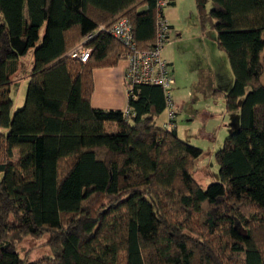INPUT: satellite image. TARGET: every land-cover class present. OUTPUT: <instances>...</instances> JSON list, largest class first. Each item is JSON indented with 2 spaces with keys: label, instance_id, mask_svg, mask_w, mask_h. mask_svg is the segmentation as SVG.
<instances>
[{
  "label": "trees",
  "instance_id": "obj_1",
  "mask_svg": "<svg viewBox=\"0 0 264 264\" xmlns=\"http://www.w3.org/2000/svg\"><path fill=\"white\" fill-rule=\"evenodd\" d=\"M194 1L227 56L235 120L206 188L192 176L201 149L156 124L160 86L135 84L127 117L92 107V71L125 58L121 44L99 31L85 63L67 55L121 17L148 48L156 0H0V264H264V0ZM30 50L11 114L12 76ZM98 198L108 202L96 213ZM43 232L51 254L26 263L16 243Z\"/></svg>",
  "mask_w": 264,
  "mask_h": 264
},
{
  "label": "rangeland",
  "instance_id": "obj_2",
  "mask_svg": "<svg viewBox=\"0 0 264 264\" xmlns=\"http://www.w3.org/2000/svg\"><path fill=\"white\" fill-rule=\"evenodd\" d=\"M164 12L173 25L174 32L171 29L169 40L171 36L175 37L173 33H177L175 38L179 39L175 44L173 41L167 43L161 52L164 59L174 55L172 63L177 96L173 93L172 97L178 105L176 131L180 139L201 149L192 176L202 188H206L218 179L215 154L222 147L226 136L233 131L235 123L232 114L226 111L223 94L231 85V70L226 54L217 47L216 31L208 23L205 28L201 27L194 0H175L174 7L165 6ZM260 61L263 65L260 82L264 84V51L260 54ZM32 65V50L18 59V70L12 76L9 92L11 114L23 106ZM166 112L164 110L157 117L156 124L159 126L165 121ZM0 132H3L1 128ZM14 153L15 161L17 152ZM107 202L103 198L93 199L90 202L91 209L98 213L102 209L101 203L104 205ZM240 212L245 216L250 214L247 208ZM193 223L199 225L198 222ZM48 242L49 233L43 232L37 237L25 236L16 243V248L28 263L51 254Z\"/></svg>",
  "mask_w": 264,
  "mask_h": 264
},
{
  "label": "built area",
  "instance_id": "obj_3",
  "mask_svg": "<svg viewBox=\"0 0 264 264\" xmlns=\"http://www.w3.org/2000/svg\"><path fill=\"white\" fill-rule=\"evenodd\" d=\"M167 0H156L155 10V35L152 45L148 48H138L132 33V25L126 17H121L111 25H100L98 28L87 34L82 41L75 45L68 56L85 63L90 56L92 48L85 43L97 32L109 33L126 51V69L124 80L126 90L129 93L135 84H151L160 86L165 94L167 118L161 125L170 129L175 127L176 107L172 99L174 77L169 63L162 57L161 52L169 41L171 29L163 14ZM129 114V107L123 112L124 117Z\"/></svg>",
  "mask_w": 264,
  "mask_h": 264
},
{
  "label": "crops",
  "instance_id": "obj_4",
  "mask_svg": "<svg viewBox=\"0 0 264 264\" xmlns=\"http://www.w3.org/2000/svg\"><path fill=\"white\" fill-rule=\"evenodd\" d=\"M167 1L169 2L167 5L168 7H174L175 0H167ZM164 16L173 31V25L171 21L167 19L165 12H164ZM100 25H103V24H100ZM173 34H175V37L178 36L177 33H173ZM175 37L171 36L172 38L171 41H173L172 42L173 44L179 41V39ZM169 39H170V36H169ZM171 41L169 40L167 43L169 44L171 43ZM165 60L169 63L171 71H172V75H173L174 72H173L172 61L174 60V55ZM125 69H126L125 58L119 59L115 66L99 67V68L93 69L92 71L93 91H92L91 98H90V103L92 107L98 108V109H104V110H121L123 112L125 111V109L128 107L127 106L128 92L126 90L125 80H124ZM230 78H232V75ZM231 83H232V80H231ZM174 85H175V78H174ZM173 93H175L177 96V92H175V86L172 89V94ZM174 105L176 108H178V105L175 102H174ZM166 116H167V112H166Z\"/></svg>",
  "mask_w": 264,
  "mask_h": 264
}]
</instances>
